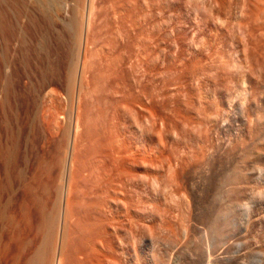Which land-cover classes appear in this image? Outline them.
<instances>
[{"label": "rangeland", "instance_id": "1", "mask_svg": "<svg viewBox=\"0 0 264 264\" xmlns=\"http://www.w3.org/2000/svg\"><path fill=\"white\" fill-rule=\"evenodd\" d=\"M51 1L48 17L31 1V13L18 20L14 8L6 15L0 6V128L11 124L27 167L37 166L42 151L51 159L61 150L66 167L76 155L83 175L96 176L93 166L99 162L95 166L101 168L111 150L127 151L121 154L125 163L114 156L123 163H115L118 173L128 167L123 169L130 213L126 234L120 225L109 229L118 260L125 242L129 264H177L175 258L178 264H218L225 258L258 264L260 251L264 256V126L257 119L264 98V0ZM94 175L83 180L78 193L68 256L89 252L97 243L90 197ZM234 201L247 202L249 220L245 202L241 208ZM231 204L237 206L233 216L225 210L233 211ZM218 211L231 215L222 221ZM220 229L228 237L220 238L224 249L222 242L215 247L220 241L213 233ZM59 236L58 230L48 247L50 264L56 263Z\"/></svg>", "mask_w": 264, "mask_h": 264}, {"label": "bare ground", "instance_id": "2", "mask_svg": "<svg viewBox=\"0 0 264 264\" xmlns=\"http://www.w3.org/2000/svg\"><path fill=\"white\" fill-rule=\"evenodd\" d=\"M31 1H34V3L38 6L37 11L42 15H45V16L47 15V17L49 15V13L51 12V10L54 9V4L51 0H47L46 2H44V0H0V6H2L1 9L3 10L4 13L7 12L6 9L8 10V7L9 8L12 7V9L14 8L15 12H16V16H13V17H14V19L16 17V20H18L24 14L27 15V14L31 13V11L28 8L29 7L28 4H30ZM92 2H93V0H92ZM92 2H91V8L90 9H92V7H93ZM59 8L60 7L57 6V9H59ZM7 14L8 13H6V15ZM1 19H2V17H1ZM16 20H14V21L16 22ZM0 21H2V20H0ZM3 26L4 25L0 23V29H3ZM9 29H10V35L9 36H14L15 32H16L15 28H13V26H10ZM0 32H2V30ZM10 42H12V41H10ZM7 46H8V44H7ZM256 105H257V102H256ZM256 109H257V106H256ZM263 111H264V98H260V100H259V114L257 116L258 117L257 118L258 124H259L260 128H262L264 126V114H263L264 112ZM4 118H6V116ZM31 120H32V123L34 124V126H36L35 125L36 123H34L35 119H31ZM8 123H9V121H8ZM10 125H11L10 123L6 124V122H5L4 128H2V127L0 128V229H1V227H4V230H2L3 228L1 229L2 231L0 230V264H19V260L21 257H23L25 259L23 264H48L49 261H51V260H49L51 256H48L47 253L51 254V252H52V251L47 252L49 250L48 247H49V245H51L50 242L52 243V245H54L53 242H56L55 240L58 236V230H59V234H60V236H59L60 237V246H59V252H58V256H57L55 264H129V259H128L129 254L127 253L128 252L127 251L128 244L123 242L122 256H121V259L118 260V258L115 255L114 243H113V239H112L113 235L109 231V229L112 226L120 225L126 234L127 227H128L129 222H130V213H129V207H128L129 206L128 205V203H129V190H128V185H127L128 184L127 183L128 172H126V170H125L128 168V167L126 168V166H125L127 163L125 165H122V167L125 166V167H123L125 169L122 168L121 173H118V171H117L118 169L117 170L115 169V168H119L118 165H116V164H118V162H120V164H123V163L128 161V160H126L127 157H125L126 156L125 154L127 152L126 149H125L126 152L123 151L121 153V154L125 153L124 157H123V155L120 154V152H119V154L117 152H115V154L121 155V157L123 159V163L121 161L122 159L120 160V158H121L120 156H118V157H120L119 160L116 161L117 156L114 157L115 154L111 153V152H113L111 150L110 153L113 154L114 159L113 158L111 159L112 155L109 152H108L109 156L106 153L108 157L105 156L106 155L105 153H104L105 155L101 154L102 157H104V156L107 158L110 157L109 161H111V163L106 162V161H108V159L104 157V158H102L103 160L101 161V164L104 162L103 165H99V166H101V168L98 166H95L97 163L96 164L94 163L95 165L93 166V169H95L96 176L94 175L95 173L87 175L88 178L92 179V180H94V179L92 178L93 176L91 177V175H94L96 177V179L98 178L97 181L95 179L96 182L93 181L95 184H92V189L90 192V197H91V199H93V202H92V207L94 209L93 214H94V217L97 221V227H96V232L98 235L97 243L95 246H93L91 248V250L89 252L68 256V255H66V253H67V251H66L67 250V246H66L67 241L66 240H67L69 231L71 230L73 220L75 219L74 206L77 204L78 193L80 192L82 182H83V180H85V178H87V176L83 175L81 169H79L80 167L77 166L78 163L76 164V162H75L76 161L75 160L76 155H75V157L74 156L71 157V159L68 163V166L66 167L67 164L64 165V163H63L66 161L63 160L64 158H62L63 156H61V153L59 152L61 150L56 152L57 155L50 159V157H48V155H47L49 152L46 151L45 149H43L45 151H42V154H40V153H39V155L36 154L39 156L37 159H35V160H38L37 162L35 161L37 166L32 167V168L29 167L30 168L29 169L27 167V160H26L25 156L23 155V151L21 150V143L18 140V138L17 137L15 138L14 137L15 135L13 136L12 133L10 132L11 127H12V126L10 127ZM17 125H18V123H17ZM12 129H13V127H12ZM262 129L264 130V128H262ZM2 130L4 131L5 141H3V139H2L4 137L2 134ZM262 131H261V134H259V135H262ZM9 132L11 133V135ZM18 132H19V130H18ZM259 141L261 142V140H259ZM259 141L257 142V140H256V143H259ZM263 141H264V139H263ZM251 145L253 146V144H251ZM34 146H35V144H34ZM259 146L261 147L263 145H261V143H260ZM259 146L255 145V149L258 148ZM247 148H249V146ZM251 149L252 148L250 147L249 150L251 151ZM120 151H122V150H120ZM261 152H256V154H258L260 156ZM242 154H243V152H242ZM253 154H255V153H253ZM51 155H52V153H51ZM258 155H256V156H258ZM263 155H264V153H263ZM263 155H261V157ZM94 156H96V155H94ZM245 156H246V154H245ZM30 157H32V156H30ZM36 157H34V158H36ZM252 157H250V158L246 157V159L247 158L251 159ZM255 157L253 158L254 160L256 159ZM261 157L258 159H261ZM99 158H100V156H99ZM124 160H126V161L124 162ZM250 162H252V161H250ZM31 163H32V161H31ZM254 163H256V162H254ZM260 163H262V162H260ZM98 164H99V162H98ZM255 165H254V168L259 164H257L256 166ZM262 165H263V163H262ZM244 166H245V164H244ZM94 167H96V168L98 167L100 169L98 170ZM120 167H121V165H120ZM254 168L252 169L251 172L254 171ZM260 168L261 167H259V170H258V168L256 167V169L258 170V171L257 170L256 171L257 172L261 171ZM91 169H92V167H91ZM243 169H244V167H243ZM27 170H29V171L27 172ZM262 170L264 172V169H262ZM91 173H93V172H91ZM250 174H252V173H250ZM253 174H254V172H253ZM258 174L261 175L263 173H258ZM259 175H257V176L261 178V176H259ZM239 176H241V174H239ZM242 177H243V175H242ZM240 179H241V177H240ZM253 179H255V178H253ZM256 180H257V177H256ZM260 180H263V178ZM240 181H242V180H240ZM243 181H245V180H243ZM259 181H257V182H259ZM261 187H263V186L261 185ZM262 191H263L262 192V195H263L264 190H262ZM252 192L253 191H251L250 193H252ZM260 192L261 191L259 190L258 193H260ZM258 193L256 192L255 194H257V195L254 194L255 196L253 194H251L254 196L252 198H255L256 196H258ZM248 195H250V194H248ZM238 196H240V195H238ZM263 196L260 195L261 198ZM244 197H246V195ZM249 197L251 198V196H249ZM257 198H259V197H257ZM227 201H231V199L230 200L228 199L225 202H227ZM242 202H245V201H242ZM221 203H222V201H221ZM233 203H235V201L232 202V204ZM241 203H239V204L235 203V204L240 206ZM246 203L247 202L244 203L245 209H242V210H246L245 214L250 215V212H249L250 209H249V206L246 205ZM229 204L227 205L228 207H229ZM235 204H234V206L232 205L233 208L237 207V206H235ZM252 205H253V203H252ZM255 205H256V202H255ZM220 206H218V207H220ZM241 206H243V205H241ZM230 207H229V209H230ZM240 207H238V209ZM259 208H257V209H259ZM229 209L225 208V210L231 211L232 215H231V212L227 211L226 213H224L225 211H223L224 214H227L226 217H229L230 215L233 216V214L236 213L235 208L233 209L234 212L232 211V209L231 210H229ZM251 210H252V208H251ZM260 212H262V209L260 210ZM217 213L219 216V211ZM243 214H244V211H243ZM221 215L222 214H220V216ZM249 215L246 216V218H244V219H247V217H248V220H249ZM214 216H216V214ZM221 217H223V215ZM226 217H223L222 219H219L217 217V219L222 220V221L229 219ZM244 217H245V215H244ZM263 217L264 216L262 215V220H263ZM236 218L237 217H235V219ZM237 220H239V219H237ZM215 221L217 222V220H215ZM230 221H231V223L233 222L232 220H230ZM234 221H236V220H234ZM211 223H212V221H211ZM218 223H220V222H218ZM231 223H227V224H231ZM247 223L248 222H246V224ZM249 223H250V221H249ZM5 224L7 225V227L3 226ZM213 224H215V223H213ZM213 224H212V226L214 229L216 227L215 225H218V224H215V225H213ZM227 224H225V226ZM240 224H241V222H240ZM242 226H243V224L241 225V227ZM222 227H220V228H222ZM247 227H248V225H247ZM218 228H219V226H218ZM211 229L212 228H210V231H213V229L212 230ZM222 229H224V228H222ZM222 229H220L221 231H219V233L222 232ZM250 230H251V228H250ZM259 230H260V228H259ZM245 231H247V230H245ZM245 231H244V233H245ZM185 232H187V231H185ZM198 232H200V230ZM204 232H206V231L204 230ZM207 232H208V230H207ZM224 232H226V231H224ZM187 233H186V236H187ZM219 233H217V234L213 233L216 236L215 238L220 241L219 244H217L218 241L215 242V244H216L215 247L220 248V246H222L224 249V246H225L224 244L226 242L223 243L224 242L223 239L226 237V235L223 234L225 236L222 237L223 235H221V234L223 232L220 234ZM244 233L242 232V235ZM255 233H256V231H255ZM203 234H205V233H203ZM203 234H202V236H204ZM211 234H212V232H211ZM246 234H244L245 238L247 237ZM229 235H231V234H228L227 236H229ZM193 236H192V239H193ZM205 236H206V234H205ZM209 236H211L210 241L211 240L213 241V239H212L213 235H209ZM207 237H203V238L205 239ZM186 238H185V241H186ZM220 238L222 239L223 242L221 241ZM227 238L228 237H226L225 240H227ZM204 239H202V241H204ZM207 240L209 241V238ZM207 240H205L204 242L206 243ZM37 241L39 244L37 247H34L37 244ZM210 241H209V243L212 242V241L211 242ZM254 242L256 243L257 240H255ZM209 243H207V244L209 245ZM247 243H249V242H247ZM148 244H150V242ZM202 244H203V242H202ZM207 244H204V246L208 247ZM220 244H222V245H220ZM241 244L242 243L240 242L239 245H241ZM246 244H244V243L242 244L243 248ZM185 245H187V244H185ZM259 245H261V244H259ZM189 246L190 245H188V247ZM191 246H193V245L191 244ZM204 246H203V248H205ZM211 246H213V245L211 244ZM257 246L258 245H256V247ZM215 247H214V251L217 250V249H215ZM228 247H230V245ZM262 247H264V246H262ZM151 248H153V247L151 246ZM189 248H191V247H189ZM198 248H200V247H198ZM205 249H207V248H205ZM210 249H212L211 251L214 252L212 247ZM223 249H222V251H223ZM50 250H52V249H50ZM259 250H261V248ZM150 251H152V250H150ZM260 252H261L260 258L261 257L263 258L264 256L262 255V251H260ZM260 252H257L258 254L257 253L255 254L254 252H251V253L255 254L256 258H257V257H259L258 255ZM196 253H197V251H196ZM196 253H195V255H196ZM236 254H237L236 256H240L241 253L239 254L238 252H236ZM263 254H264V252H263ZM51 255H53V254H51ZM224 255H226V254H224ZM230 255H233V254H230ZM220 256H218V258ZM251 256H252V254H251ZM187 257H188V255H187ZM214 257H215V255H214ZM191 258H192V256H191ZM220 258H222V257H220ZM232 258L234 259V256ZM171 259H172V256L170 257V260ZM258 259L259 258H257L258 264H259V262L262 263L261 259L260 260H258ZM166 260L168 261V259H166ZM235 260H233V261H235ZM248 260H250V259H247V262H248ZM263 260H264V258H263ZM147 261H149V260H147ZM175 261L177 262V264L179 263L176 260V258H175ZM168 262H170V261H168ZM230 262H231V259L229 260V259L225 258V259H222L218 264H231ZM239 262H241V261H239ZM247 262H246V264H247ZM151 263L154 264V262H151ZM168 264H170V263H168ZM207 264H211V262L208 261ZM241 264H242V262H241ZM243 264H244V262H243ZM253 264H254V262H253ZM256 264H257V262H256Z\"/></svg>", "mask_w": 264, "mask_h": 264}]
</instances>
